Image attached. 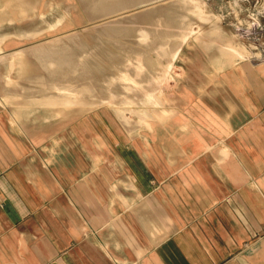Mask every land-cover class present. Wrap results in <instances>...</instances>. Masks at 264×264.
Masks as SVG:
<instances>
[{"label": "crops", "instance_id": "0c3cea01", "mask_svg": "<svg viewBox=\"0 0 264 264\" xmlns=\"http://www.w3.org/2000/svg\"><path fill=\"white\" fill-rule=\"evenodd\" d=\"M210 45L222 54L198 74L163 81L162 139L141 157L129 141L130 158L88 146L47 162L42 109L0 99V264L264 261V57Z\"/></svg>", "mask_w": 264, "mask_h": 264}, {"label": "rangeland", "instance_id": "374dc122", "mask_svg": "<svg viewBox=\"0 0 264 264\" xmlns=\"http://www.w3.org/2000/svg\"><path fill=\"white\" fill-rule=\"evenodd\" d=\"M263 3L0 0V99L23 98V105L42 109L47 162L57 149L81 157L88 146L130 158L129 141L141 157L148 139H162V109L169 103L159 100L163 81L173 87L174 77H184L181 66L189 77L198 74L221 53L211 40L234 41L236 59L241 50L252 60L264 57ZM212 30L223 33L212 37Z\"/></svg>", "mask_w": 264, "mask_h": 264}, {"label": "built area", "instance_id": "2783aa9c", "mask_svg": "<svg viewBox=\"0 0 264 264\" xmlns=\"http://www.w3.org/2000/svg\"><path fill=\"white\" fill-rule=\"evenodd\" d=\"M260 28H261V32L264 34V25H261Z\"/></svg>", "mask_w": 264, "mask_h": 264}]
</instances>
